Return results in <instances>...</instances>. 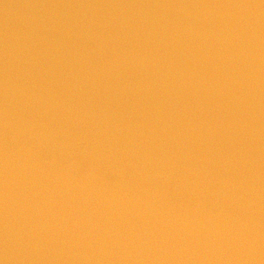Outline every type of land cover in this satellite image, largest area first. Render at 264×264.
Returning <instances> with one entry per match:
<instances>
[{
	"label": "water",
	"instance_id": "1",
	"mask_svg": "<svg viewBox=\"0 0 264 264\" xmlns=\"http://www.w3.org/2000/svg\"><path fill=\"white\" fill-rule=\"evenodd\" d=\"M0 264H264V0H0Z\"/></svg>",
	"mask_w": 264,
	"mask_h": 264
}]
</instances>
